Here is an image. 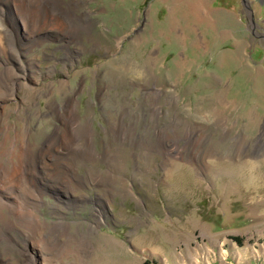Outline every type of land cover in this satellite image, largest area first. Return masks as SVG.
Returning a JSON list of instances; mask_svg holds the SVG:
<instances>
[{"label": "rangeland", "instance_id": "obj_1", "mask_svg": "<svg viewBox=\"0 0 264 264\" xmlns=\"http://www.w3.org/2000/svg\"><path fill=\"white\" fill-rule=\"evenodd\" d=\"M0 92V264H264V0H0Z\"/></svg>", "mask_w": 264, "mask_h": 264}, {"label": "bare ground", "instance_id": "obj_2", "mask_svg": "<svg viewBox=\"0 0 264 264\" xmlns=\"http://www.w3.org/2000/svg\"><path fill=\"white\" fill-rule=\"evenodd\" d=\"M25 23L28 24V22H25ZM3 26H4V28H6L4 24H3ZM27 28H29V27H27ZM24 69L25 68H22L21 70H24ZM23 74L24 73L21 74L18 71V73L16 75L17 77H15V82H16V80H18V78L24 77ZM8 96H10V94H4L3 95V93L0 92V98H3V97L5 98ZM8 133L9 134L6 137L5 142L0 143V148H2V146L7 144L8 140L13 141V147L10 146L9 148H7L5 150V152H3L4 153V159H2L3 162L0 164V190H2V192L0 191V213H1V211H4V210H8L9 215H10V213H12V214L15 213L16 214L15 216L17 219H15L13 222L17 223L16 226H19V225L23 226L22 225L23 223L17 222L18 218L21 219V215H22V213L17 212V210L22 209L23 212L26 213L25 218L29 220V223L34 224L33 227L36 228L37 231L39 228V232L42 234L43 231H45V227L39 221H37L35 219L36 216H34V214H32V212L29 211V208L31 207L34 211L35 210L37 211L38 208H40V202H38V200L34 197L35 195H33L35 193V192H33V190L34 191L36 190L35 187H38L41 190V191H39L41 193V195L43 194L42 192H44V190H46L45 183H44V182H46L45 181L46 179H45V177H43L44 175H42V173L39 172L37 169L40 166V169L42 171H44L43 168H41L40 164L43 163L42 158H44L46 156L34 155V158H33V152H31L30 146H28L25 142L26 138L24 135H26V133L23 134V129L21 130L20 133H17V135H15L13 137L10 134V130ZM29 152H31V153H29ZM40 154H42V153L40 152L39 155ZM32 158L34 159L33 161L31 160ZM43 179H45V180H43ZM36 183L38 184L37 186H35V187L31 186V185L36 184ZM21 186L24 187L23 192H25V193H23V192H22V194L20 193V196L18 197L17 200L12 201L11 198L9 199V197H5V196H7V194L8 195L10 194L9 196H12L11 194L15 190V188L20 189ZM11 190H12V192H10ZM3 215L5 216L6 214L3 213ZM35 220H36V222H35ZM27 229H28V231L26 232V234L29 233L27 235L32 237L31 233H30L31 232L30 227H28ZM39 239L42 240V237H39ZM6 241H7V243H10L9 240H6ZM104 241H106V240H104ZM35 246L39 247L40 245L38 243H35ZM73 251H74V249H72L71 252H73ZM49 260L50 259H47L45 257L44 262L47 264V262L49 263ZM31 264H36V261L33 260Z\"/></svg>", "mask_w": 264, "mask_h": 264}]
</instances>
